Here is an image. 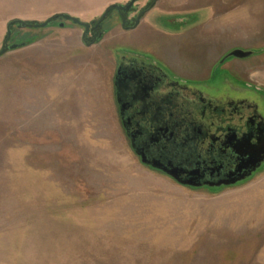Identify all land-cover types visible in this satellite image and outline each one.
<instances>
[{
  "label": "rangeland",
  "instance_id": "rangeland-1",
  "mask_svg": "<svg viewBox=\"0 0 264 264\" xmlns=\"http://www.w3.org/2000/svg\"><path fill=\"white\" fill-rule=\"evenodd\" d=\"M126 1L0 0V49L12 20L64 13L91 23ZM157 8L130 30L113 10L90 46L70 20L13 26L10 43L26 45L0 57V264H264V163L211 190L145 166L113 82L116 57L143 54L208 95L226 79L264 102V0ZM234 49L253 53L227 57Z\"/></svg>",
  "mask_w": 264,
  "mask_h": 264
},
{
  "label": "flooded vegetation",
  "instance_id": "flooded-vegetation-1",
  "mask_svg": "<svg viewBox=\"0 0 264 264\" xmlns=\"http://www.w3.org/2000/svg\"><path fill=\"white\" fill-rule=\"evenodd\" d=\"M130 1L123 4L127 5ZM161 1L135 0L128 11L120 12L114 7L108 16L117 10L122 28L130 30L143 23L144 18L154 9L159 10L157 7ZM175 18L179 19V16ZM99 19L90 23L91 28ZM104 21L83 37L86 45L102 40ZM172 22L185 24L183 20ZM148 25L153 26L152 23ZM225 61V58L221 59L222 63ZM113 82L119 113L121 105L118 98L124 103L125 126L121 114L120 118L133 151L129 132L136 137L137 147L146 154L149 161L166 166L171 162L179 167V176L183 180L197 165L200 182L217 183L225 180L240 161L237 144L248 141L250 146L257 147L264 135V102L257 89L248 86L246 82L234 86L223 79L225 91L217 88L215 90L219 91L218 94L208 95L202 89L187 85L167 62L155 56L145 58L143 54L124 53L115 58ZM136 155L142 162V156ZM143 164L180 183L164 170ZM217 166L222 167L220 172L214 175L206 172L210 168L217 169ZM182 185L208 190L230 186Z\"/></svg>",
  "mask_w": 264,
  "mask_h": 264
},
{
  "label": "water",
  "instance_id": "water-1",
  "mask_svg": "<svg viewBox=\"0 0 264 264\" xmlns=\"http://www.w3.org/2000/svg\"><path fill=\"white\" fill-rule=\"evenodd\" d=\"M135 2V0H131L127 5L124 4H118V3H113L110 4L104 11V13L102 14V16L100 17L99 21L91 28V24L90 23H85L83 21H81L80 18L75 17L73 15L70 14H64V13H56L53 14L52 16H50L48 19H46L44 22H37V23H29L26 22L24 20H20V19H16V20H12L8 23V28H7V36L6 39L4 41V45L3 47L0 49V57L3 56L4 54H6L7 52L11 51V50H15L20 48L21 46L26 45L25 42L22 43H10L11 37H12V32H13V26L16 25L19 28L28 26V27H33V28H46L49 27L51 25L55 24V20L62 18L64 20H70L75 24H79L83 27H85V31L83 33V37L86 36V34L89 32L90 29H95L97 28L100 23H102V21H104L109 12L115 7L118 11L120 12H126L128 11L133 3ZM61 27L65 26V22H62L60 24ZM101 38V35H100ZM253 53V51L250 50H244V49H234L232 50L230 53L227 54V57H238V58H245L250 56ZM119 104L121 105V110H120V114L121 117L123 119V123L125 126V122H126V118H125V112H124V103L123 100L119 97L118 98ZM197 132V131H196ZM129 136L132 139V143H133V147L135 152L138 155L142 156V162L146 163V164H150L155 168L164 170L166 173H168L169 175L175 177L181 184H186V185H191V186H195V187H199L202 186L203 184H207L210 186H221V185H235L238 182H241L243 180L248 179L249 177H251L264 163V135L262 137V139L260 140V143L257 147L252 145L250 146L249 142H240L239 144H237V152L240 155V161L236 167V169L234 171H231L228 175L227 178L221 182H200L199 179V166L197 165L195 168L191 169L190 173H188V177L186 180H183L180 178L179 173V167H175L171 162L167 163L168 166L164 165V164H160L158 162H151L147 159L146 154L143 153L141 150H139V148L137 147L135 141H136V137L131 134L129 132ZM220 166H217L216 168H210L208 171H206L207 173H210L211 175H214V173H218L221 171ZM183 170V169H182ZM181 170V171H182ZM218 170V171H217Z\"/></svg>",
  "mask_w": 264,
  "mask_h": 264
},
{
  "label": "trees",
  "instance_id": "trees-1",
  "mask_svg": "<svg viewBox=\"0 0 264 264\" xmlns=\"http://www.w3.org/2000/svg\"><path fill=\"white\" fill-rule=\"evenodd\" d=\"M61 19H62V18H61ZM62 20H63V19H62ZM13 34H14V33H12V37H11V39H12V38H13V36H14ZM31 38H34V37H31Z\"/></svg>",
  "mask_w": 264,
  "mask_h": 264
}]
</instances>
